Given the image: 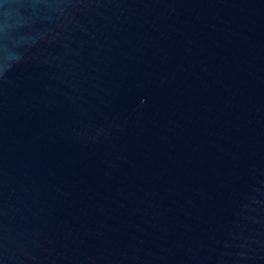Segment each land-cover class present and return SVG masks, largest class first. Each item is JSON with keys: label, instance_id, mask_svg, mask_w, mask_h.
I'll return each mask as SVG.
<instances>
[{"label": "water", "instance_id": "obj_1", "mask_svg": "<svg viewBox=\"0 0 264 264\" xmlns=\"http://www.w3.org/2000/svg\"><path fill=\"white\" fill-rule=\"evenodd\" d=\"M0 264H264V0H0Z\"/></svg>", "mask_w": 264, "mask_h": 264}]
</instances>
